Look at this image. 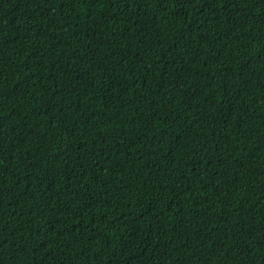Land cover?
<instances>
[{
	"label": "trees",
	"instance_id": "trees-1",
	"mask_svg": "<svg viewBox=\"0 0 264 264\" xmlns=\"http://www.w3.org/2000/svg\"><path fill=\"white\" fill-rule=\"evenodd\" d=\"M0 264H264V0H0Z\"/></svg>",
	"mask_w": 264,
	"mask_h": 264
}]
</instances>
